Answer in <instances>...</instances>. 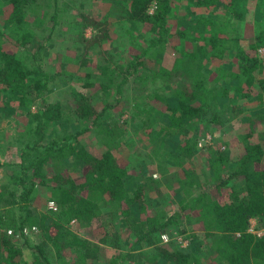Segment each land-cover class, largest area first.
Instances as JSON below:
<instances>
[{
	"label": "trees",
	"instance_id": "trees-1",
	"mask_svg": "<svg viewBox=\"0 0 264 264\" xmlns=\"http://www.w3.org/2000/svg\"><path fill=\"white\" fill-rule=\"evenodd\" d=\"M99 5L104 21L92 13ZM58 32L75 55L64 58L75 66L68 77L48 68ZM170 42L178 56L168 69L161 58ZM262 49L264 0L252 32L235 0H0V119L24 117L17 159L5 153L16 139L0 134V170L11 171L0 183V264H70L74 256L76 264H264ZM63 90L68 97L53 101ZM229 122L242 154L223 142L197 156L199 140L186 132ZM129 125L147 151L133 170L115 156L129 146ZM39 196L58 210L37 216L30 203ZM38 221L43 241L24 259L29 243L5 232ZM72 221L94 228L98 243L75 234ZM252 221L262 235L249 231ZM120 228L134 240L127 250Z\"/></svg>",
	"mask_w": 264,
	"mask_h": 264
},
{
	"label": "rangeland",
	"instance_id": "rangeland-1",
	"mask_svg": "<svg viewBox=\"0 0 264 264\" xmlns=\"http://www.w3.org/2000/svg\"><path fill=\"white\" fill-rule=\"evenodd\" d=\"M256 3H257V0H235V7L239 11L243 12V28L245 29L246 32H249V31L252 32V25L254 22ZM99 6H101V7L97 6V8L92 10V13H94L93 15L96 18H99V20L104 21L106 18L104 17V19H103L101 17V15H102L101 13H103L104 8L102 5H99ZM85 9L89 11V8L85 7ZM172 25L176 26L175 22L172 21ZM112 29L114 31H118L117 25H115V27L113 26ZM85 33H86V36L88 38H91V36L93 34L91 29H88ZM58 34H59V36H56L54 38L53 42L48 47L50 49V51L48 52L49 54H48V58H47L48 68L52 69V71H54L56 69L61 70V67H63V72H64L65 76L68 77V75L70 73L75 72V66L71 67L72 63H68V61L65 60L64 58L68 57V54L71 57H74L75 55L73 52L67 51L70 48V43H68L64 38H62L63 34H61V32H58ZM115 36L116 35L113 34L112 38ZM173 40H175V39H173ZM121 42H122V40H121ZM116 45H119V44L116 43ZM110 46H111L110 43H104L102 45V50L103 51H109V52L111 51V54L112 53L115 54L118 50L117 49L111 50ZM119 49L122 50L121 48H119ZM177 50L178 49L176 48V44H174L173 42H170L167 44L166 51L161 58L162 59L161 63L163 65V67L168 68V69L172 68V66L176 60V57L178 56ZM9 52L11 53V51H9ZM97 52L98 51H96L94 54L96 56V58L99 57V56H97L98 55ZM260 56L262 58H264V49L261 50ZM88 64L90 66L89 72H92L93 71V69H92L93 62L89 60ZM125 89H126L125 93H126L128 98H129V96H130V98L135 96L133 83L126 86ZM67 97H68V93L66 92V90H63L60 93H57L52 98V100L53 101L64 100ZM33 110L35 111L36 108L33 107ZM208 117H209V115H208ZM208 117H207V119H208ZM124 118H126V117H124ZM23 124H24V117L13 116V117L9 118L8 115L5 114L0 119V134L2 136H5L4 132L10 131L9 137L16 139L15 145H12L11 148L10 147L5 148L6 156H10L14 159H17L18 156L20 155L19 141L21 139L20 136L22 133H20L18 131V128L24 127V126H20ZM132 126H134V125H129L130 131L127 134V139H126V141L129 143V146H127V147L124 146L120 151L115 152V156L119 160L120 164L127 166L130 170L136 169V167L143 160V158H144L143 156H144L145 152H147L146 148H145L144 141H140L139 138H141V137L134 134ZM257 128H258V132L264 131L263 125L261 127H259V126L256 127V129ZM198 129L199 130L196 132H194V131H187L186 132V135L192 134L193 140H196V139L199 140V143L197 146V156L198 155L203 156L204 154H206V152L208 151V147L211 145L213 147H215V150H217L219 147L224 146L223 142L225 144H227V146L229 145V148H231L233 152H235L237 154H242V148L240 147L239 140L237 139V136H236V134H237L236 122L234 125L229 122V124L223 125V126H207V127H205V123H204ZM89 140H90L89 136H86L82 139V141H84L85 143L89 142ZM214 143H215V146L213 145ZM130 145H131V147H130ZM215 150H211V151H215ZM1 154H4V152L3 151L0 152V157H1ZM93 154L99 155L98 152H95ZM136 172H138V170H136ZM7 174L10 175L11 171L0 170V183L5 181ZM77 177H78V175L74 176V178H77ZM154 178L158 179V174H155ZM201 179L204 180V175H201ZM168 198H173V193H171L170 195H167L166 200ZM45 199H46L45 196H44V198H42V196H39V198L36 200V203H34V204L30 203V207H31L32 211H35L37 216H39L40 213H44V212L47 213V211H49L51 209L50 203L47 205ZM160 200L158 198L154 197V201L159 202ZM177 208H178V205H176V204L171 205L169 208H167V211L168 212L175 211ZM57 210H54V211H57ZM13 212L14 211L11 210V208L6 209V210H4V216L8 219H11ZM182 226L189 233H199V234L202 233L201 232L202 230H197V227L195 229V225L186 223V224H182ZM257 226H258V223L256 221H252L249 231L254 233V234L262 235L263 232L258 231ZM69 228L75 234L82 237L83 239L89 240V241L96 243V244L98 243L99 237L97 238V236H96L97 232L94 228L83 227V225L81 223H78L76 221H72V223L69 225ZM119 230H120L121 234L123 235V239H126L123 241V244H122L123 248L122 249L127 250L130 246H132V244L134 243V240H132V241L130 240V232H128L125 228H120ZM171 232H172V230L169 231L170 234H171ZM5 233H6L7 238L13 240V243L19 245L20 247H24V245H23L24 241H27V243H29V248L24 249V259H27L28 257L32 256L31 255L32 254L31 247L37 246L43 241V234H42L41 226L39 225V221L37 223H34V226H25L19 230L8 226V229L6 230ZM169 233L164 234L162 236V243H164V244L170 243L172 238H171V235ZM186 235H188V234L186 233ZM166 237H167L168 242H165ZM174 238L176 239V241L179 240V243H181V246L183 247V249L189 245V242L187 240H182L177 235H174ZM103 248L105 249L107 257H113L114 251L112 249L105 248V247H103ZM145 250H147V248ZM121 253H124V252H121ZM103 263L104 262L102 260H99L97 264H103ZM70 264H76L75 256L72 259V262H70ZM89 264H95V263L92 261H89Z\"/></svg>",
	"mask_w": 264,
	"mask_h": 264
},
{
	"label": "built area",
	"instance_id": "built-area-1",
	"mask_svg": "<svg viewBox=\"0 0 264 264\" xmlns=\"http://www.w3.org/2000/svg\"><path fill=\"white\" fill-rule=\"evenodd\" d=\"M50 208H51L52 210H57V209H58L54 203H50ZM165 242H168V241H167V237H166V239H165Z\"/></svg>",
	"mask_w": 264,
	"mask_h": 264
}]
</instances>
